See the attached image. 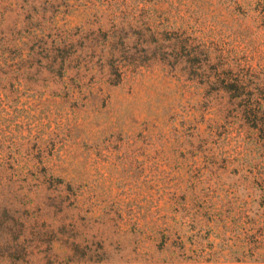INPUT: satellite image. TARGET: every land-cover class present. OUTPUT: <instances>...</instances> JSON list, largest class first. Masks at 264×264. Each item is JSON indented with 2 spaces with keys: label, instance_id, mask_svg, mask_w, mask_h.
<instances>
[{
  "label": "rangeland",
  "instance_id": "374dc122",
  "mask_svg": "<svg viewBox=\"0 0 264 264\" xmlns=\"http://www.w3.org/2000/svg\"><path fill=\"white\" fill-rule=\"evenodd\" d=\"M261 8L0 0V241L28 264H264V125L226 90L264 79Z\"/></svg>",
  "mask_w": 264,
  "mask_h": 264
},
{
  "label": "trees",
  "instance_id": "16d2710c",
  "mask_svg": "<svg viewBox=\"0 0 264 264\" xmlns=\"http://www.w3.org/2000/svg\"><path fill=\"white\" fill-rule=\"evenodd\" d=\"M258 4L262 6L260 12L264 14V0H257ZM226 90L234 91L232 96L236 100H239L238 107L242 119L249 127H258L264 125V79L257 81L244 80L243 78H236L235 82L226 87ZM225 90V91H226ZM7 230V227L4 228ZM0 263H30L31 259H28L32 252L25 247L15 246L14 243L8 239L7 241H0ZM15 253H22V257H15ZM34 254V251H33ZM91 262V259L86 260H74L66 258L59 263L66 264H86ZM37 263L40 264H52L53 261L40 260Z\"/></svg>",
  "mask_w": 264,
  "mask_h": 264
}]
</instances>
